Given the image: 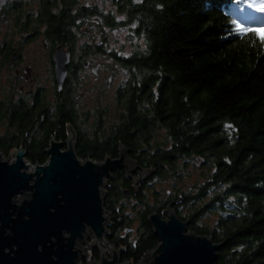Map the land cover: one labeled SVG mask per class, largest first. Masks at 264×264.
<instances>
[{
  "label": "trees",
  "instance_id": "trees-1",
  "mask_svg": "<svg viewBox=\"0 0 264 264\" xmlns=\"http://www.w3.org/2000/svg\"><path fill=\"white\" fill-rule=\"evenodd\" d=\"M115 1L117 13L95 11L96 20L105 29L137 22L136 32L146 43L140 54H114L119 65L136 70L116 94L117 119L108 126L102 112L92 134L86 131L87 113L63 123L79 135V157H117L123 144L142 168L154 171L139 189L138 173L115 172L107 181L108 241L122 250V263L138 264L160 242L149 216L156 211L164 218L172 206L180 219L189 221V230L223 243L216 264H264V44L257 34L240 33L230 23L236 20L264 36V21L253 23L254 9L246 7L264 0L239 5L234 0ZM88 11L91 18L93 11ZM51 21L53 40L70 35L76 40L75 16H53ZM70 85L68 90L76 88L75 81ZM0 107V127H13L0 133V152L6 155L19 149L30 125L12 117L7 123L9 109H3L1 100ZM9 112L15 115L17 106ZM159 132H164L163 141ZM32 142L24 146L30 150L27 161L46 163L43 140ZM200 162L206 169L203 181L189 192L180 189L189 166ZM157 181L171 187L155 190L150 201L147 189ZM207 216L214 218L212 226L201 223Z\"/></svg>",
  "mask_w": 264,
  "mask_h": 264
},
{
  "label": "water",
  "instance_id": "water-1",
  "mask_svg": "<svg viewBox=\"0 0 264 264\" xmlns=\"http://www.w3.org/2000/svg\"><path fill=\"white\" fill-rule=\"evenodd\" d=\"M69 61L63 50L56 52L59 91L67 79ZM69 136L65 150L63 143L52 141L46 150L48 161L33 167L26 163L22 146L13 161L0 153V264H77L79 257L83 264L121 261V249L106 237L110 224L104 206L107 181L115 172L138 173L137 189L139 181L154 171L142 168L123 144L117 157L83 159L76 152L73 128ZM164 216L156 211L149 216L160 242L139 264L217 263L223 243L190 231L189 221L180 219L172 206L165 209ZM93 247L98 263L90 257Z\"/></svg>",
  "mask_w": 264,
  "mask_h": 264
},
{
  "label": "flooded vegetation",
  "instance_id": "flooded-vegetation-1",
  "mask_svg": "<svg viewBox=\"0 0 264 264\" xmlns=\"http://www.w3.org/2000/svg\"><path fill=\"white\" fill-rule=\"evenodd\" d=\"M111 1L113 3L112 11L117 13L119 4L115 0ZM103 6L102 0H0V23L4 25L0 45V67L15 68L12 77L13 88L1 95L0 100L1 105L4 106L3 109L10 110V107L15 105L18 108L15 115H11L9 110L7 111V123L12 117L19 119L14 122L30 125L22 137L20 147L24 148L25 144L31 147L32 144H35L32 141L38 139L43 140L46 155V150L52 141L63 143L62 150L66 149V142L70 137V125H67L69 124L67 122L65 129L63 127L64 120L72 118V115H75V119L78 118L76 121L81 118L79 106L82 96H84V94L76 93L74 91L76 88L68 90L69 83L72 85L76 77L79 80L81 74L86 72H89L96 81L102 79V83L106 78L105 70L108 67L101 60L103 52H105L104 44H83L79 43L78 39V35L92 32L90 28L98 29L102 34H105L103 22L94 17L95 11L99 15L105 11ZM89 9L93 11L91 18H87ZM53 16H60L62 19L75 16L78 25L75 30L76 40L74 42L71 35L69 38L60 40L61 37L58 41L52 39L51 20ZM60 27L62 30L64 29L63 26L60 25ZM113 33L115 34L116 30H113ZM60 49L70 57L67 79L61 91L58 89L55 73V55ZM107 52L109 57L112 54L115 57L114 53ZM41 66H47V78L51 80L54 89L50 93L41 87L34 89L35 83L41 80L43 72L38 70V67ZM107 72L109 75L106 85L110 88L113 74L109 70ZM100 88L98 86L99 90ZM119 89V87L116 88L113 94L112 100H115V104ZM102 94L99 91L95 96H102ZM97 102L100 103L101 99L98 98ZM59 108H61V112H58ZM73 110L77 112L72 113ZM0 111H2L1 107ZM102 112H97L94 117L102 116ZM58 114H61L62 119L57 118ZM9 126L4 127L3 132L7 130V127L13 129ZM78 137L79 135L76 134V146ZM25 151L27 154L30 153V150L25 149Z\"/></svg>",
  "mask_w": 264,
  "mask_h": 264
},
{
  "label": "rangeland",
  "instance_id": "rangeland-1",
  "mask_svg": "<svg viewBox=\"0 0 264 264\" xmlns=\"http://www.w3.org/2000/svg\"><path fill=\"white\" fill-rule=\"evenodd\" d=\"M104 2V10L111 11L113 10V3L111 0H102ZM134 1H142V0H134ZM117 9V8H116ZM255 16H262L264 17V13L259 12L256 10ZM117 20L119 21H125V17H122L118 15L116 17ZM136 27H137V22H132L127 25L123 26H117L114 28H108L105 29V34H102L98 29L90 28L92 32L89 31L88 34H80L78 35V39L80 40L79 43L83 44H104V50L105 52L104 55L102 56V61L105 63V66L108 67V69L105 70L106 78L104 79V82L102 83V79L99 81H96L89 72L82 73L80 76V79H74L75 81V92L84 94L81 99V104L79 106V112L82 114L81 116L84 117L86 115L85 113L88 114L89 120L87 121V126L89 131V134H92V128L95 127L97 123V119L100 117H94L97 112L103 111V121L107 123V125H112L119 114V107L118 105L115 104V100L113 101V94L116 90V88L123 87L126 85L128 82L132 80V74L136 72L134 69H127L124 68L123 66L119 65L117 60L113 57V54L111 57H109L108 52L114 53L115 55L118 54V56H123V57H130L133 55L140 54L142 51L145 50L146 48V43H145V38L143 36H138L136 32ZM3 28L4 25L0 23V45L2 43V38H3ZM94 29V30H93ZM113 30H116V33H113ZM99 31V32H98ZM107 50V51H106ZM41 70L43 73L41 74V80L37 83H35L34 89L41 87L44 89V91H48L50 93L53 91V85L51 83V80H48V72H47V66H41L38 67V70ZM109 70L113 74V82L112 86L110 88L107 87L106 81H107V76L109 75ZM40 71V72H41ZM15 72L14 67L8 66L6 67H0V97L1 95L5 94V92L9 89V91L12 90L13 88V74ZM141 78V76H138V80ZM98 86L101 87L100 90L98 89ZM94 88V89H93ZM101 91L103 94L102 96H95L96 93ZM100 98L101 102L98 103L97 99ZM85 104V105H83ZM105 124V123H104ZM102 129V128H101ZM4 127H0V133H3ZM163 136L164 132H159L158 133V140L163 141ZM17 148L12 149L9 153H6V155H3V158L5 160H10L13 161L15 160V156L17 153ZM27 164H31V167L35 166V164L30 163L27 161ZM45 164V163H44ZM190 169V174L187 175V177H183L182 181H179L178 187L180 189H183L186 192H189V190L195 186L196 184H199L203 181L205 178L206 169L202 168L201 162L197 164L196 166H189ZM138 177L140 175L138 174ZM152 175H149L143 179H141L138 183L137 189H139L140 184L144 180H150ZM204 177V178H203ZM136 181L138 178L135 179ZM171 187V183H168V181H157L147 189V195L150 198V201L152 200V195L155 190H166L167 188ZM184 211H188V208H185ZM110 215V214H109ZM110 221V220H109ZM202 224H208L209 226H212L214 223V218H210L209 216L204 217L203 220L201 221ZM110 225V224H109ZM109 225H106L108 228ZM191 231V230H190ZM109 233V230L107 231ZM203 236V235H201ZM107 237V236H106ZM90 239L86 237V243H88ZM82 247L84 248V245L82 244ZM99 248L106 253V250L102 247L99 246ZM118 251L120 248H116ZM122 254V250L120 251ZM107 255V254H106ZM90 257L93 259L95 263H98V259L96 256V249L93 247ZM143 262V259H142ZM131 264H134L133 262H129ZM77 264H83V261L81 257H79V261ZM118 264H122V259Z\"/></svg>",
  "mask_w": 264,
  "mask_h": 264
},
{
  "label": "snow or ice",
  "instance_id": "snow-or-ice-1",
  "mask_svg": "<svg viewBox=\"0 0 264 264\" xmlns=\"http://www.w3.org/2000/svg\"><path fill=\"white\" fill-rule=\"evenodd\" d=\"M234 2L236 4H241L242 3V0H234ZM247 8H250V9H255L259 12H262L264 13V3H261V5L259 7H257V5L255 3H248L246 5ZM239 11H243V8H240L238 9ZM231 24H233L236 28V30L240 33H248V32H251V33H255L258 35L260 41L262 44H264V36H260L259 33L257 32V29L256 28H248V27H245L244 25H241L240 23H238L236 20H231L230 21Z\"/></svg>",
  "mask_w": 264,
  "mask_h": 264
},
{
  "label": "bare ground",
  "instance_id": "bare-ground-1",
  "mask_svg": "<svg viewBox=\"0 0 264 264\" xmlns=\"http://www.w3.org/2000/svg\"><path fill=\"white\" fill-rule=\"evenodd\" d=\"M87 236H85V238H86ZM81 247H82V245H81ZM83 248V247H82ZM84 249V248H83ZM79 261V260H78ZM139 264V263H138Z\"/></svg>",
  "mask_w": 264,
  "mask_h": 264
}]
</instances>
